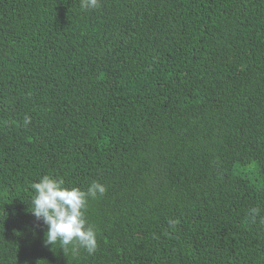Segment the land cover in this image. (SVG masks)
<instances>
[{
	"label": "trees",
	"instance_id": "trees-1",
	"mask_svg": "<svg viewBox=\"0 0 264 264\" xmlns=\"http://www.w3.org/2000/svg\"><path fill=\"white\" fill-rule=\"evenodd\" d=\"M44 175L106 186L94 254L45 246ZM262 217L264 0H0V264H264Z\"/></svg>",
	"mask_w": 264,
	"mask_h": 264
},
{
	"label": "clouds",
	"instance_id": "clouds-1",
	"mask_svg": "<svg viewBox=\"0 0 264 264\" xmlns=\"http://www.w3.org/2000/svg\"><path fill=\"white\" fill-rule=\"evenodd\" d=\"M98 0H81L84 9L96 8ZM30 120L26 119L25 123ZM33 190L30 212L38 221L47 225L44 244L59 245L63 252L73 255L82 249L89 255L98 247L95 227L86 218L89 198L95 199L104 195L106 186L99 181H93L86 190L75 186H66L63 179L49 175L42 176L38 182L30 185ZM258 209L253 208L250 216L255 221ZM176 221L169 220V225L175 227ZM264 224V217L260 219Z\"/></svg>",
	"mask_w": 264,
	"mask_h": 264
}]
</instances>
